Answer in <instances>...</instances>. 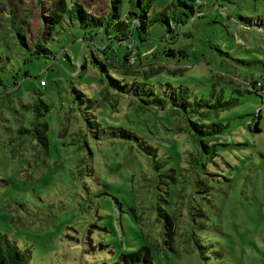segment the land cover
Here are the masks:
<instances>
[{"label":"rangeland","instance_id":"obj_1","mask_svg":"<svg viewBox=\"0 0 264 264\" xmlns=\"http://www.w3.org/2000/svg\"><path fill=\"white\" fill-rule=\"evenodd\" d=\"M55 1L0 0V242L28 264H264V0H140L142 38L136 0H113L116 36L112 0L48 28Z\"/></svg>","mask_w":264,"mask_h":264},{"label":"trees","instance_id":"obj_2","mask_svg":"<svg viewBox=\"0 0 264 264\" xmlns=\"http://www.w3.org/2000/svg\"><path fill=\"white\" fill-rule=\"evenodd\" d=\"M192 1L194 0H190L189 2H186L185 0H177V4L178 5H182L185 9L183 12L184 13H189V14H193L196 12H199L198 9H194V6L192 4ZM111 11L109 13V16L112 17V21L113 18H116L117 20L112 22L107 21L106 23H111V27L114 28L115 30L119 32H121V34L123 33V29L126 27V22L124 19H119L118 18V13L116 11V6L113 3V0L111 1ZM137 6L139 7L140 11L139 12H132V14H136L137 18H138V22H136V26L135 28L137 29V33L138 36L140 38H142V35L140 34L142 31L145 32V29L147 27V18H146V9L143 8V6L140 4L141 1L140 0H136ZM180 3V4H179ZM54 4V3H53ZM147 5V4H146ZM64 9V0H56L55 1V6L51 7L50 12L48 14H46L44 16L45 19H48L47 21V27H51L52 26V22H55L57 20V18L60 16V12L63 11ZM74 10L76 11V16L79 18L80 21L84 20L85 18H90L92 21H94V23H98L100 24V19L97 16L91 15L90 13H88L86 10L83 9L82 6H79L78 4H76V7L74 8ZM44 19V21H45ZM108 19V18H107ZM161 19L163 21H165L167 23V25H169L168 22V18L166 16H162ZM175 19V18H174ZM176 20V19H175ZM84 24H86L84 22ZM105 31V29H104ZM117 33L113 34V36H116ZM124 34V33H123ZM107 43H104V45H106ZM40 45H37L36 47V51L38 53L37 49H40ZM42 49H46L45 47H42ZM113 50H116V48H114ZM174 51L173 48L168 47L166 49L167 53H172ZM129 55V54H128ZM126 54L123 55V59L126 58L127 60ZM97 63V65L105 70V63L94 59ZM82 66V64H80ZM129 70V69H128ZM150 72H154L155 70H151L149 69ZM143 71V70H142ZM42 78V77H40ZM39 78V79H40ZM38 79V80H39ZM110 82L113 84H116L118 86H120L118 84L119 79L115 78V77H110ZM258 86L261 87V83L257 82ZM254 85V84H252ZM42 86V85H41ZM262 88V87H261ZM149 90V89H148ZM257 93L263 95V91H260L259 88L254 89ZM39 103H42V101L39 99ZM191 125H193L194 127L196 126V122L195 121H191L190 122ZM31 134L33 135V137L37 140V142H39L42 146H46V135H45V123H42L41 121L38 122L37 124H35L32 128ZM150 146L148 147L149 150ZM152 152V150H151ZM155 167H157V163H155ZM171 227V228H170ZM171 230H172V222L170 220L169 217H165L164 219V234L166 236H164V242L165 243H170L172 237H171ZM3 243L0 242V264H28L25 257L20 253V251L14 246L12 245L10 242L6 241V240H2ZM139 255H141L143 261L145 262H149V252L148 249L145 245L139 246L135 251H132L129 256L137 258Z\"/></svg>","mask_w":264,"mask_h":264},{"label":"built area","instance_id":"obj_3","mask_svg":"<svg viewBox=\"0 0 264 264\" xmlns=\"http://www.w3.org/2000/svg\"><path fill=\"white\" fill-rule=\"evenodd\" d=\"M116 44H120V42H119V41H116ZM129 55H130V54H129ZM129 55H128V57H127V60H128V61H132L133 58H134V56H133V55H130V56H129ZM38 82H39V85H44L45 82H46V80H45L44 78H40V79L38 80Z\"/></svg>","mask_w":264,"mask_h":264},{"label":"crops","instance_id":"obj_4","mask_svg":"<svg viewBox=\"0 0 264 264\" xmlns=\"http://www.w3.org/2000/svg\"><path fill=\"white\" fill-rule=\"evenodd\" d=\"M98 25H103V23H100V24H98ZM102 28H103V27H102ZM103 29H105V27H104ZM112 30H114V34H115V33H118V31L115 30L114 28H113ZM46 84H47V81H46L45 84L42 85V86H46ZM42 86L39 85V82H37V87L42 88ZM36 89H38V88H36Z\"/></svg>","mask_w":264,"mask_h":264}]
</instances>
